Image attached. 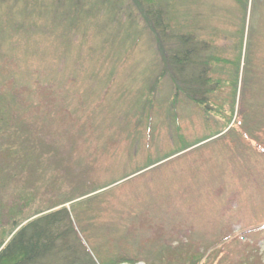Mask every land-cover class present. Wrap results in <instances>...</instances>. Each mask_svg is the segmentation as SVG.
<instances>
[{
  "label": "rangeland",
  "instance_id": "1",
  "mask_svg": "<svg viewBox=\"0 0 264 264\" xmlns=\"http://www.w3.org/2000/svg\"><path fill=\"white\" fill-rule=\"evenodd\" d=\"M156 1L165 58L190 35L213 59L210 110L175 95L128 0H0V96L20 124L0 133V240L66 208L96 261L264 264V0Z\"/></svg>",
  "mask_w": 264,
  "mask_h": 264
},
{
  "label": "trees",
  "instance_id": "2",
  "mask_svg": "<svg viewBox=\"0 0 264 264\" xmlns=\"http://www.w3.org/2000/svg\"><path fill=\"white\" fill-rule=\"evenodd\" d=\"M75 1L81 5L80 0ZM111 1L114 6L113 8L117 11L120 0ZM128 2L131 4V7L137 8V11H139L137 13L141 16L143 23L149 17L152 25H144V29L147 33H152L154 39L157 38L158 51L162 56V61L165 63L164 66L168 68V71L162 70L161 76H163V72L169 74L170 80L176 90L175 93L177 92L175 95L179 97L182 94V97L194 100L197 105L208 110L209 107L207 109L205 104L207 103V96L211 92V88L208 86L210 79L207 78V73L213 59H208L207 57L204 59V57L199 56V50L197 49V45H195L196 42L192 40L190 35L178 36L179 38H176L174 42L176 48L171 52L170 57L166 59L164 52L161 51V47L163 43L170 42L166 34L169 27L166 22L167 13H164L160 7L156 6V0H128ZM77 3L74 2L72 4L73 8L78 7ZM143 4L145 5L144 7ZM61 5L63 6V3L59 4V9L62 7ZM131 11L132 8L129 7V10L127 8L125 12L129 19L132 16ZM188 44L195 47L191 48ZM189 69L192 72L187 73V76L184 77L185 70ZM238 71L239 66L236 71V78L239 73ZM236 78L234 82H236ZM157 87L155 83L154 87L150 89V95L148 96L150 99L149 112L152 111L153 105L155 106L153 99ZM180 100L182 101V99ZM177 105V100L171 102L173 109ZM17 122L15 103L6 102L0 96V133L17 132L20 128V124ZM16 135L15 133L11 136ZM6 137V134L4 137L0 135V153L4 152V150L5 152H11L14 147L11 143H5ZM181 137L180 135V139ZM252 145L255 144L252 143ZM16 155V153H8L7 157L13 159ZM17 225L16 223L13 224L12 227L18 229L9 240H0V264H107L102 259H99V262L96 261L90 254L88 248L76 233L69 217V211L66 208L38 217L20 227ZM227 249L228 245H222L215 252H217V256L218 253L222 256H227ZM118 259L120 260L117 264H135L137 262L128 255H124ZM215 260L217 259H207L203 262L197 259L196 261L200 262V264H230L227 260H220L217 263L214 262ZM197 262L196 264H198Z\"/></svg>",
  "mask_w": 264,
  "mask_h": 264
}]
</instances>
